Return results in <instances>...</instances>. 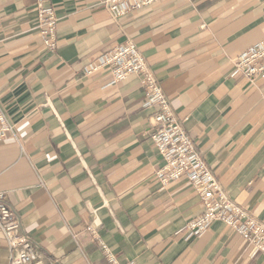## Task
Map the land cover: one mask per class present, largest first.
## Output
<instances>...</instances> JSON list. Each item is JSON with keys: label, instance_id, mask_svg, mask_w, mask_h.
Masks as SVG:
<instances>
[{"label": "crops", "instance_id": "1", "mask_svg": "<svg viewBox=\"0 0 264 264\" xmlns=\"http://www.w3.org/2000/svg\"><path fill=\"white\" fill-rule=\"evenodd\" d=\"M38 0H0V192L36 243V264H264L232 227L197 235L203 208L187 179L162 185L147 135L155 108L136 75H89L114 46L140 48L220 184L264 219V75L232 59L264 39V0H161L113 16L100 0H46L58 48L36 29ZM0 228V264H11Z\"/></svg>", "mask_w": 264, "mask_h": 264}, {"label": "built area", "instance_id": "2", "mask_svg": "<svg viewBox=\"0 0 264 264\" xmlns=\"http://www.w3.org/2000/svg\"><path fill=\"white\" fill-rule=\"evenodd\" d=\"M161 0H100L115 17L141 9ZM38 22L36 29L45 47L51 51L58 48L59 18L55 9L46 6V0L37 1ZM235 70L243 72L251 81L264 75V39H261L242 54L232 59ZM108 71L111 78L123 81L136 75L144 88L147 103L156 110L149 120L147 135L161 157L155 175L162 187L187 179L194 194L202 204L200 215L187 221L189 233L202 235L209 226L220 221L232 227L250 246L264 255V219H258L229 194L220 184L216 174L205 161L203 154L189 136L182 121L174 113L170 100L152 66L132 40L114 46L88 71L89 75ZM15 133V124L0 107V137ZM0 228L10 250L11 264H36L40 253L33 238L22 230L21 219L13 206L3 202L0 192ZM89 230L98 239L110 264H138L135 261L122 263L102 241L97 224Z\"/></svg>", "mask_w": 264, "mask_h": 264}]
</instances>
